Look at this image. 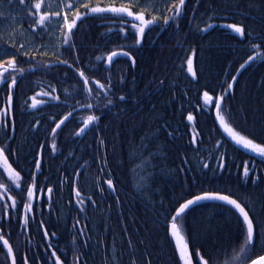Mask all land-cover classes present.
Returning a JSON list of instances; mask_svg holds the SVG:
<instances>
[{"label":"trees","instance_id":"trees-1","mask_svg":"<svg viewBox=\"0 0 264 264\" xmlns=\"http://www.w3.org/2000/svg\"><path fill=\"white\" fill-rule=\"evenodd\" d=\"M195 1L197 0H184L181 7L179 0H25L24 4L19 3V0H0V65H14V70L0 76V82L4 81L0 83V150H3L4 157L15 171L14 175L8 174L0 159V239H6L10 244L16 264H56L57 260L59 264H102L90 257L89 246L93 245L95 239H115L118 233L128 227L132 230V234H128L126 242L123 243L122 252L127 253L123 257L126 264L131 259L135 260L131 254L134 252L136 239L142 241L139 245L141 246L139 255L145 258L140 264H156L154 260L157 255L153 256V260L147 259L149 253L146 252L150 251L151 243L158 239L156 230L160 231V228L164 233V241L168 244L169 263L185 264L175 250L173 241L167 233V226L159 223L158 218L152 214H156L157 209L159 211V208H154L152 203L157 199V194L160 196L162 194L163 200L160 206L163 205V208L159 212H162L161 219L166 221H169L173 212L186 200L200 194L214 192L237 200L250 214L254 222L252 244L247 241V230L244 229V225L240 229L236 225L235 230L229 229V232L216 226L215 222L220 219L216 212L222 214L226 211L231 213L237 223L243 224V219L221 202L200 203L185 210L174 222L187 253L192 255L199 252L201 255L205 251H211L210 246L212 249L220 250L217 255H213L208 264H248L264 254V241L259 239L258 230L260 224L264 225V215H260L259 205L247 206L246 194L250 191L244 188L246 192H243L241 189V186L248 183L253 185V189L259 186L264 187V158L248 157L231 143L228 144L218 134L213 120V109L222 96L221 110H217L216 115L218 118L223 117V125H226V122L233 117L234 110L247 113L263 110L262 113H264V108L256 105V98L264 88L260 86V81H264V30L254 24L258 14H255L254 9L250 7V5L258 4V0H247L246 4L239 3L236 5L235 14L229 13L230 10L226 4L224 5V0H215L217 7L210 16H202L197 12L204 2L200 0L191 17L189 5L193 6ZM36 3L41 4L39 10L35 8ZM85 4L88 7H84ZM258 6L255 9L261 15L259 19L262 21L264 7ZM121 7L135 15H143L144 21L153 20V23L147 26L143 23L137 24L133 28L128 25L129 22H124L126 20L123 15L112 12H91L92 8ZM178 7L181 8V15L173 18L175 9ZM63 14H70L73 20L70 19L71 32L63 27L61 35L49 40L45 36V31L54 29L55 23L63 20ZM41 16L44 17L43 26L37 23ZM165 18H169L167 25L164 24ZM228 25L242 26L243 36L235 33ZM140 27H145V32L139 48L146 45H151L152 48L146 53L147 58L150 60L152 58L151 61L157 64L172 63L177 60L183 75L195 90L191 92L179 90L183 96H186V102H183L186 106L184 105L182 114L179 115L177 110L175 117L170 114L173 119L163 112H160L159 116H154L152 125L163 129L167 138H160L161 140L151 145L148 136L141 135L131 143L132 151L139 156L149 157L146 152L147 147L160 145L166 148L172 139L182 140L190 137L191 140L186 142L185 153L188 155L191 152L188 156H196L208 138L216 135L229 149L230 160H220L219 163L210 161L207 165L200 163L198 166L188 165V162L187 165L174 163L159 165L163 159L160 155L164 154L160 149L153 152L154 156H150L155 165H134L139 167L135 172L138 177H132L124 173L133 165H105L111 170L107 173L105 170L107 168L99 163V158L96 159L94 153L88 151V148L95 151L100 148L98 138L93 131L96 127H102L103 122L99 111L104 104H108L104 113L112 116L111 110L122 111L121 109L127 104L118 102V96L127 98V94H133V98L142 102L147 93L149 95L150 91H154L151 89L155 88L156 84L146 82L141 75L137 76L138 73H131V75L120 73L126 66L136 64L125 57L123 52L113 50L112 53L105 55H94L98 52L99 44L92 39L86 40V35L90 31L103 32L107 37L106 41H109V37L113 44L126 34L138 38ZM191 34L192 36L202 35L206 42L212 40L213 43L202 47L201 62L191 59V70H189V58L182 53L188 51L190 47L186 48V44L184 46L178 44V38ZM191 48L197 51L195 46ZM211 51L218 53V56L213 58ZM90 52H93L92 55L89 54ZM113 53L116 55L112 56ZM238 53L242 54V59L222 70L215 82L212 80V84L207 85L205 74L215 72L212 70L215 66L213 60L218 57L235 60L233 57L235 55L238 57ZM109 56H112L111 61L108 60ZM250 56L255 57L254 61L249 62ZM59 60L66 62L67 65L47 67L48 63ZM69 64L71 67L68 66ZM241 65L245 66L241 68ZM78 67L88 81L90 94L80 80V74L78 75L74 70ZM13 77L16 79L15 85H12ZM233 77H236L234 82ZM94 81L104 86V91H100L99 95H97L98 88ZM160 83L162 85V82ZM229 84L233 85L231 90L228 89ZM10 85L12 90L10 109H8L7 93ZM251 85L254 86L250 87ZM171 86L174 93L173 83L163 85L164 91L170 96ZM205 92L210 99L204 96ZM225 93L228 94L225 95ZM238 97L240 98L237 102L239 107L233 106L231 103ZM189 100H194L198 109L191 110L187 106ZM161 106L164 107L165 104ZM80 107H84L83 110L73 115L65 125H61L55 134L51 133L64 111ZM99 107L100 110H98ZM62 110L64 111L60 112ZM189 115L193 117L191 121L188 119ZM90 116L98 117V119L91 121L89 131L81 137V126L89 121ZM128 116L129 114L124 113L115 118L111 125L104 128V132L102 131L106 135L102 139L105 143L103 152L113 162L120 161L122 155L119 154V148L123 150L125 148L124 134L129 129L125 122ZM169 120L172 124H168ZM199 120L204 121V127L200 125ZM121 129L126 131L122 132ZM234 132L232 130L231 134ZM241 134L238 135L244 137ZM19 137L25 138L29 143L21 141ZM248 137L264 144L261 139L253 135L249 134ZM34 147L37 150L33 152L31 149ZM47 156L50 157L48 161L45 160ZM79 159H83L86 164H75ZM231 159L238 165H234ZM53 160L58 165H51L50 161ZM37 161L39 170H37ZM29 162L32 164L28 165ZM245 166L248 168L247 176L244 175ZM57 175L62 181L68 180V185L62 190L56 186L55 182L53 183V178ZM97 176L101 183L111 180L113 185L111 194L102 184L107 195L112 196L113 191L116 193L117 188L121 187L118 192L121 194L118 196L116 193L117 202L114 198L112 202H109L123 208L120 213L122 221L116 226L112 225V221L117 214L113 215L114 209L110 208L112 206H109V203L98 202L89 197L80 199L75 195V190L89 194L81 185L82 181L84 177L96 181ZM72 180L76 181L75 190ZM184 180L193 184L190 189L192 192L180 187L179 184ZM170 182H174L175 185ZM49 189L51 192L47 198L45 196ZM29 191L32 195H29ZM55 213L63 217L60 226L51 220ZM259 215L260 223L258 224L254 217ZM207 217L211 218L209 227L206 232L200 231L196 222L200 223V220ZM223 219L228 218L225 216ZM261 228L263 229L264 226ZM94 229L99 230L101 234L95 237L92 233ZM65 237L69 239L66 244L63 242ZM226 240L229 242H225ZM79 248H86V250H79ZM216 250L214 251L217 252ZM122 253L120 250L117 258L122 259L120 256ZM0 264H9L1 244Z\"/></svg>","mask_w":264,"mask_h":264},{"label":"bare ground","instance_id":"bare-ground-1","mask_svg":"<svg viewBox=\"0 0 264 264\" xmlns=\"http://www.w3.org/2000/svg\"><path fill=\"white\" fill-rule=\"evenodd\" d=\"M240 1H243L244 3L240 2ZM246 1L247 0H224V5L226 4L228 9L230 10L229 11L230 14H235L236 5H239V3L246 4ZM195 2L196 3H194L193 6L189 5V14L191 15V17L193 16L194 11L197 8V5H199L200 0H197ZM262 2H263V0L262 1L258 0V4H254L253 6L250 5V7L252 9H254L253 11L255 12V14H258V17L256 16L257 20L254 22V24L257 27L258 26L262 27V29L264 30V20L261 21V19H259V17L261 15L255 9V7H257L258 5H259L258 7H264V5H262ZM216 7H217V5H216L215 0H204L203 4L201 5V8L197 12L199 14H202V16H210L213 14V12H214L213 10ZM70 19L72 20V18H70V14H64L63 20L55 23L54 29H49V30L45 31L46 38H48L49 40L56 39V36L61 35L63 33V29H62L63 27L65 28L67 26L65 29L68 30V26L72 25V23L70 22ZM220 37H222V36H220ZM98 38L101 41H99ZM87 39L89 41H90V39H92L93 41H95L99 44L98 48H97L98 52L94 53V55H96V54L105 55L107 53H112L113 50L115 52L127 51L129 53V56H125V57H128V59L130 61H132V59H130L129 57L134 58V61L136 62V64L134 63L135 64L134 66L133 65L126 66L124 69H122L120 71V73H122L123 75H124V73L130 74V75H131V73H138L137 76L141 75V77L144 78V80L146 82L156 84L154 86L155 88L152 87V89H151V90L154 89V91H150L149 95L147 93L143 97L144 100L142 99V102H140L139 99L133 98L132 97L133 94H127L126 95L127 98H125L122 101V102H126L127 104L121 109L122 111H116L115 109L113 111L111 110L112 116L110 114L104 113L105 110L108 108L107 107L108 104L107 105L104 104L101 107V110L99 107V109H98V110H100L99 116L102 117L101 121L103 122L102 123L103 128L102 127H96L93 132H94L96 138H98L100 148L97 151H95L91 148H88V151H92V153H94V156L96 157V159L99 158L98 159L100 161L99 163L101 165H103L104 168L108 169V170L105 169L107 173L109 172L110 169L107 166L105 167V165H121V166L133 165V167H129V169H127L124 174H128L129 176H132V177H134V176L138 177V176H136L135 172H136V170H138L139 167H136V166L137 165H155V164H153V160H152L153 158L150 159V156H154L153 152L155 150L159 151L160 149H162L164 154L160 155L161 157H163V159H161V161L159 162V165H170L171 163L180 164V165H187V162H188V165H197L198 166V164H200V163L202 165H207L210 161L219 163L220 160H230L229 155H228L230 153L229 149L226 148V146L223 145V143H221L220 138L216 135L210 136L208 138V141L201 146L200 152L196 156H188L191 152H189L188 155L185 153V151H187V148H186L187 143L186 142L191 140L190 137H186L185 139L183 138L182 140L172 139L171 141H169V143H168L169 146H166V148H165V146H160V145L147 147L146 152H148L149 157L139 156L135 151H132L133 145H131V143L136 141L137 137H139L141 135H145L146 137L148 136L149 140L151 141V143H150L151 145H152V143H155L157 140H161L160 138H162V139L164 137L167 138L166 135H164L163 129H159V126L155 127L152 125L154 116H159L160 112H163V113H166L167 115H169L168 116L169 118L173 119V117H170V114L175 117V115H177V112H176L177 110H178L179 115L182 114L183 109L186 106L185 105L186 103H183V102H186V96H183L179 92V90L191 92V91H193L194 86L192 84L190 85L188 80L186 79L185 75H183L184 73L181 69V66L178 65L177 60H174L172 63H169V62L164 63L163 62L162 64L161 63L157 64L156 62L151 61L152 58H151V60L148 59L147 58L148 56H146V53H148L149 49H152L151 45H146L145 47L139 48L140 45L137 46V44H136L137 38H133L132 36H130V35L128 36L126 34V35H123L118 40V42L114 41V43L112 44V42H110L111 38L108 37L109 41H106L107 37L105 36V34L103 32L95 33V32L90 31L86 35V40ZM178 39H179L178 44H181L182 46H184L186 44L187 45L186 48L190 47L188 49V51H186L185 53H182V54H184V56L186 58L193 59L196 62H201V60H203L202 47L209 45V44L212 45V43H213L212 40H209L206 42V39L203 38L202 35L201 36H198V35L192 36V34L191 35H184ZM101 42H104V43H101ZM191 46H195L197 48V51H194L191 48ZM118 50H121V51H118ZM93 52H90L89 54L92 55ZM210 53H211L213 58L218 56V53L215 54V51H211ZM241 56H242L241 53L238 55V57L235 55L233 57V58H235V60L234 59L229 60L226 57H223V58L218 57V58L214 59L213 61L215 63L214 64L215 66H214V69H212V70L215 72L213 73L214 75L213 74H207V73L205 74L206 84L207 85L212 84V80H213V82H215V80L218 78L219 73L222 70H225L226 68H228L232 63H236V61H238L239 59L241 60L242 59ZM243 57H244V54H243ZM66 65H67L66 62L62 63L59 60L56 62L48 63L47 67H60V66H66ZM79 69H80L79 67L74 69L78 75L81 73V71ZM160 82H162V85ZM172 83H173V86H175V87H174V93H173L172 92V86H171V93L172 94L170 96L167 92L164 91L163 85H165V84L166 85L167 84L172 85ZM202 84H204V82ZM86 86L87 85H85V87ZM253 86L254 85H251L250 87H253ZM260 86H262V87L264 86V81H260ZM87 87H86V90L89 91V88H87ZM128 90H130V89H128ZM262 90L264 91V88H262ZM263 91H261V93L258 94L259 96L256 98V100H257L256 105L264 108V96H263L264 92ZM10 93L8 91V93H7L8 97H9ZM88 93L90 94V92H88ZM161 96H164L165 98L161 97ZM120 97L121 96L117 97L118 102H121V100L119 99ZM166 97L169 99H167ZM171 97H174V98H171ZM239 99H240L239 97L235 98V100L231 104L233 106L239 107V105L237 104ZM162 100L164 101L165 106H164ZM258 100L261 101L262 103H260ZM161 104L164 107H162ZM172 104L175 105L174 106L175 108H173ZM196 105L197 104L195 103L194 100H189V103L187 106L191 110H196V109H198ZM63 111L64 110H62L60 112H63ZM72 111L73 110L71 109L70 111L69 110L64 111V113L61 114L60 121L61 120L64 121V123L61 124L62 126L65 125L72 118V116L77 113V112H72ZM157 111H159V112L157 113ZM215 111L217 114V108L213 109V120L215 119V116H214ZM262 111H248V113H247L246 111L244 112L242 110H236V111L234 110L233 117H231L226 122V125H223L220 123L218 115H217V120H218L220 125H217L215 120H214V123H215L214 126L216 127L218 134L221 135L224 138V140L226 142H228V144H230V141L224 136V134H222V131L226 132L227 136H229V138H231L232 140H235L233 138V135L229 131L226 130V129L230 128L231 130H234L235 131L234 133L237 135L239 133H242L241 135H243L245 137V139L251 140L253 144L258 146V148H264V144L262 142H257V141L252 140L248 137V135L250 134V135H253V136L261 139L264 142V113H262ZM124 113L129 114V116L126 119L127 121L125 122L126 127L129 126V129L127 131L121 129L122 132L126 131V133L124 134V136H125L124 140H125L126 144H124L125 145L124 150L121 147L119 148L120 149L119 154L122 155L120 157L121 158L120 161L113 162V160L111 158L107 157L106 156L107 154L103 152L105 150L104 149L105 143L102 142V139L104 137H106V135H105V133H102V131L104 130V128H108V126L111 125V123L114 121L115 118L122 116V114H124ZM257 120H258V122L256 123ZM60 121L55 123V125L53 127V129H55V132L60 128V127L59 128L56 127V125L58 123H60ZM199 122H201V120H199ZM85 124H87V123L85 122L81 126V130L83 129ZM168 124H172V122L170 121V123H168ZM204 124H205L204 121H202L200 125H202L204 127ZM53 129H52L51 133H53ZM48 133H50V132H48ZM86 133H87V131H85L84 134L81 131V137H83ZM48 137H50V135H48ZM19 139L25 143H29L23 137H19ZM109 141H112V140H109ZM249 149H251V152H250V154L244 153L246 156L264 158V156H261L259 153H258L259 155H256L255 150H253L252 148H249ZM36 150H37L36 147L31 149V151H33V152ZM151 153H152V155H151ZM143 158H147V159H143ZM140 159H142V160H140ZM45 160L46 161L50 160V157L47 156L45 158ZM50 162H52L51 165H58V163L55 160L50 161ZM119 162H122V163L120 164ZM231 162L234 163V160L231 159ZM31 164H32V162L28 163V165H31ZM75 164L85 165L86 162L83 159H79ZM134 165H136V166H134ZM234 165H238V163H234ZM185 169H187V168H185ZM95 178H96L95 179L96 181H94L93 179H90L88 177H84V180L82 181L81 185H83L85 192H88L89 194L86 195V194L79 192L80 193L79 198L80 199H87L89 197L90 199H93V200L98 201V202L106 201L105 203L112 202L113 201L112 199L114 198V199H116V202H117L116 193L118 194V192H120L121 187L117 188L116 193L113 191L112 196L107 195L106 191L103 188V186H104L106 188V190L111 194V189L108 187L107 182L105 181L104 183H101V182H99L98 176ZM58 179H59V177L57 175L55 178H53V183L55 182L56 186L58 188H60V190H62L65 186L68 185V180L62 181L61 179H59V180ZM74 184H76V181L72 180V186H73V189L75 190ZM102 184H103V186H102ZM170 184L175 185L174 182H170ZM179 185H180V187L186 189L188 192H192V191H190V189H192L193 184L188 182L187 180L182 181ZM252 186L253 185L250 183H248L247 185L241 186V189L243 192H246V190L244 188H246L248 191H250L249 194H246L247 199H248L247 206L248 207H254V206L259 205V208L261 211L260 215H264V187L259 186L255 189H253ZM76 193H77V191L75 190V195H76ZM120 194L121 193H119L118 196ZM206 194L224 195V194L215 193V192L214 193H206ZM200 195H202V194H200ZM251 196L254 197V199ZM157 199H155V201H152V203H153L154 208H159V211H161L162 210L161 208H163V205L160 206V204H161L160 202L163 200L162 194H161V196L159 194H157ZM231 199H233V198H231ZM65 201L67 202L66 199H65ZM109 206H112L110 208L114 209L112 212L113 215L117 214L115 220L112 221V225L116 226L117 224H119V222L122 221L120 213H122L123 208H121L118 204H115V203H109ZM113 207H115V208H113ZM159 211L157 209V213L156 214L152 213V214H154L155 217L158 218V220L160 221L159 223H161L162 225H166L167 229H168V225L171 223L170 221H171L175 211L171 215L169 221L161 219L162 218V215H161L162 212H159ZM147 214L149 216V213H147ZM182 214L183 213H181V215ZM216 214H218L217 216L220 218V219H218L219 221L215 222L217 227L220 226V227L228 230V232H229L230 231L229 229H231L232 231L235 230L236 225H237L238 229H240V227L241 226L243 227V225H244V229L247 230V226L244 224V222L242 225L240 223H237V220L231 216L230 212L226 211L225 213H222V214H220L219 212H216ZM221 215L223 216V218H225V216H227L228 219H223ZM248 215H249V218L251 219V216L249 213H248ZM260 215L254 217L255 220L258 222V224L260 223V218H259ZM61 216L62 215L55 213V215H52V219H51L52 222H54V223L56 222V225L60 226L61 225L60 221L63 219V217H61ZM177 218H179V217H177ZM209 219H211V218L207 217V219L205 218L203 220H200V223L196 222V226L200 229V231L206 232V230L209 227V224H208L210 222ZM176 220H174V221H176ZM174 224H175V222H174ZM259 226H260L258 229L259 233H260L259 239H262V241H264V228L263 229L261 228L264 225L261 226V224H260ZM65 227L68 230V227L67 226H65ZM253 227H254V222H253ZM127 229H124V231H122L121 233H118L115 239H111V238H100L102 240L95 239L93 241L94 242L93 245L89 246L90 247V253H89L90 257H92V259H94L97 263H102V264H126V261L124 260L123 257H125V255H127V253L126 252L122 253L124 250V244L123 243L126 242V238H128V236H129L128 234H130L132 232V230H130L129 227ZM156 231H157L156 234L158 235V239L156 240V242L151 243L150 251L148 250L146 252V253H149V254H147L148 255L147 259L150 258L151 260H153V256L157 255V258L154 260L156 262V264L157 263L170 264L168 261L169 256L167 254L169 252V249H168V244H166L164 241V235H163L164 233H162L163 231L161 230V228H160V231L158 229ZM78 232L80 233L79 229H78ZM92 233L95 237H97L98 235L101 234V232L99 230H96V229H94L92 231ZM61 239H63V238L61 237ZM68 240L69 239L65 237V240L63 242L66 244V242ZM172 241H173V239H172ZM203 241H205V243L207 242L206 239H204ZM227 241L228 240H226L225 242H227ZM232 242L234 244H236L235 241L232 240ZM178 243L181 247L180 253L177 251L175 243H173V244H174V247H175V250H176L178 256H180L181 259L184 261L183 263H185V264H196L197 253H193L192 255L187 253V249L185 246H183V243L181 242L180 237H179ZM141 244H142V241L140 239L135 240V244H134L135 246L134 247H133V245L129 244L130 247H133L134 252L131 255H133L135 257L134 258L135 260L131 259L128 262V264H140L141 262H143L145 260V258L143 256L139 255L140 254L139 248L141 247L139 245H141ZM225 246H226V244H225ZM209 249L211 251H205L203 253L204 255L201 254V256H203L204 259L208 260V263H209V261L212 260L213 255H217L218 252H220V250H216V248L212 249L211 246L209 247ZM79 250H86V248H79ZM120 250H121V253L123 254V255L122 254L120 255V256H122V259L117 258V253ZM214 250H216L217 252H215ZM262 255H264V254H262ZM262 255H260V256H262ZM260 256H258V257H260ZM258 257H256V258H258ZM255 259H253V260H255ZM252 261H250V262H252ZM250 262L248 264H250Z\"/></svg>","mask_w":264,"mask_h":264},{"label":"snow or ice","instance_id":"snow-or-ice-1","mask_svg":"<svg viewBox=\"0 0 264 264\" xmlns=\"http://www.w3.org/2000/svg\"><path fill=\"white\" fill-rule=\"evenodd\" d=\"M24 2H25V0H19V3H21V4H24ZM179 3H180V6L182 7L183 4H184V0H179ZM40 7H41L40 3H36L35 4V8L37 10H39ZM69 7H71V5H69ZM84 7H88V5L85 4ZM91 12L92 13L112 12V13L118 14V15H122V14L126 13L128 16H133L132 12L128 11L126 8H123V7H121V8H108V9L92 8ZM57 15H59V14L57 13ZM180 15H181V8L178 7V8L175 9V16L173 18H177ZM133 19L141 21L143 24H145V26L150 25V24L153 23V20L144 21L143 15H135V16H133ZM43 21H44V17L41 16L40 21H38L37 23H40L43 26ZM168 23H169V18H165L164 19V24L167 25ZM132 27L135 28L136 25L133 24ZM228 27L233 29V31L235 33L240 34L241 36H243L244 29H243L242 26L228 25ZM68 30H69V32H71V30H72V26L71 25L68 26ZM121 31H123V29H121ZM144 32H145V27H140L139 30H138V38L136 40L137 46H139L142 43ZM65 43L67 45V41ZM115 55H116V53L112 54V56H115ZM123 55L124 56H129V53L127 51H125V52H123ZM112 56L108 57L109 61L112 60ZM129 58L132 59L133 63H135L134 58H132V57H129ZM254 59H255V57H251L250 56L249 57V62L250 61H254ZM61 62L64 63V61H61ZM191 64H192V61H191V59H189L188 60L189 70H191ZM68 66L71 67L70 64ZM244 66L245 65H241V68H243ZM80 75H81V77H83V72H81ZM235 79H236V77L232 78L233 82L235 81ZM15 83H16V79H15V77H13L12 78V85H15ZM93 83L97 84V87H98L97 95H99L100 91H104V86L103 85H100V84H98L95 81ZM84 84L85 85L88 84V81L86 79L84 80ZM232 86H233L232 84H229L228 85V89L231 90ZM89 92H91V89H89ZM227 94L228 93H225V95H227ZM204 96L206 98L210 99V97H208V93L207 92L204 93ZM119 99L121 101H123L125 99V97L121 96ZM9 100L11 101V94H9ZM222 100H223V96L220 97L219 101L215 105V107L217 108L218 111L221 110V102H222ZM89 107H91V105H89ZM95 119H98V117L90 116L88 118L89 122H91V121H93ZM188 119L191 121L193 119V117L191 115H189ZM219 119H220L221 124H223L224 123L223 117L221 116ZM37 123H39V122H37ZM63 123H64V121L60 122V124H63ZM60 124H57L56 127L59 128ZM226 130L229 131L230 133L232 131L230 128L226 129ZM81 131H83V129ZM53 133L55 134V129H53ZM78 135H79V133H78ZM232 135H233V138L236 140V142L238 144L242 143L245 148H252L253 150H258L259 154L261 156H264V148H258V146L253 144L251 140L244 139V137L239 136V135H237L235 133H232ZM0 151H3V150H0ZM37 170H39V162L38 161H37ZM244 175L245 176L248 175V168L246 166L244 168ZM106 182H107V185H108V187L110 189L113 188L111 180H108ZM17 187H19V186H17ZM48 191L51 192V189H49ZM29 195H32L31 191H29ZM76 195L79 197V195H80L79 191H77ZM205 200H218V201L226 202L228 205H231L236 210H238L239 214L243 217L244 223L247 225V241H248L249 244H251V242L253 240V231H254L253 222L249 218L248 212L245 211V208L242 207L241 204L237 202V200L231 199L228 195H210V194L197 195L194 199L188 200L187 203H184L183 205H181L179 210L176 212V215L174 217H172V219L176 220L177 217H180L181 213H184L185 210L189 208V206L195 205L196 203L203 202ZM77 223H79V221H77ZM172 227L175 228L176 225L173 224ZM45 236H47V232H45ZM7 243L8 242L5 240L4 244H7ZM9 251H11V249H9ZM53 255H55V253H53ZM261 259L264 260V257H261ZM13 264H15V261H13ZM56 264H59V260L56 261ZM196 264H208V260L204 259V257L201 256L199 252H197ZM254 264H256V262H254Z\"/></svg>","mask_w":264,"mask_h":264},{"label":"water","instance_id":"water-1","mask_svg":"<svg viewBox=\"0 0 264 264\" xmlns=\"http://www.w3.org/2000/svg\"><path fill=\"white\" fill-rule=\"evenodd\" d=\"M13 68V65H9L8 67L6 66H0V75H3L5 74V72L9 71V70H12ZM80 80H82V82H84V77H81L80 76ZM87 87V86H86ZM88 88V87H87ZM11 89H12V86H10L9 88V93L11 92ZM8 101H9V97H8ZM81 110V108H78V109H74L72 112H76V111H79ZM214 116H215V122L217 125H220L218 120H217V115H216V111L214 113ZM63 121V120H61ZM60 121V122H61ZM60 124V123H58ZM61 125V124H60ZM90 127V122H88L87 124L84 125L83 127V134L85 133V131H87ZM222 131V130H221ZM222 134H224V136L230 141L231 144H233V146H236L240 151H243L244 153H249L251 152V149L249 148H245L243 145H239L235 140H232L231 138H229V136H227V133L226 132H223L222 131ZM256 155H259L257 152H255ZM0 157L2 158L3 162H4V165L6 166L7 170L9 173H12L13 170L11 169V167L9 166V164L7 163L6 159L3 157V154L2 152L0 151ZM202 195H205V194H202ZM210 195H216V194H210ZM196 197V196H195ZM195 197H192L191 199H194ZM189 199V200H191ZM188 201V200H187ZM187 201L183 202L181 205H183L184 203H187ZM206 202H217V203H220L221 204H224V205H227L229 206L231 209H233L241 218L240 219H243V217L239 214L238 210H236L233 206L231 205H228L226 202H222V201H218V200H205L203 202H199V203H196L195 205H198L200 203H206ZM181 205L177 208V210L175 211L173 217L176 215V212L179 210V208L181 207ZM195 205H191L189 206V208L195 206ZM188 208V209H189ZM187 210V209H186ZM174 220L171 219V223L168 225V232L169 235L171 236V238L173 239V243H175V246L177 248V251L180 253L181 252V247L179 245V236H178V232H177V226L175 228L172 227V225L174 224L173 222ZM244 222V221H243ZM245 224V223H244ZM176 225V224H175ZM246 225V224H245ZM247 226V225H246ZM253 239H254V231H253ZM4 241L5 240H1V245L3 247V251L5 252L8 260H9V264H13V261L15 260L14 258V255H13V252L12 251H9V249H11L10 245L7 243V244H4ZM253 242V240H252ZM251 242V243H252ZM12 250V249H11ZM261 257H264V255L256 258L255 260H253L252 262H250V264H254V262H256V264H264V260L261 259ZM16 264V263H15Z\"/></svg>","mask_w":264,"mask_h":264},{"label":"flooded vegetation","instance_id":"flooded-vegetation-1","mask_svg":"<svg viewBox=\"0 0 264 264\" xmlns=\"http://www.w3.org/2000/svg\"><path fill=\"white\" fill-rule=\"evenodd\" d=\"M123 16H124V18H125V20L126 21H124V22H129L128 23V25H130V26H132L133 24H135V25H140V24H142V22L141 21H139V20H134L133 19V16H135V14L133 13V16H128L126 13L125 14H122ZM63 17H64V14L62 15ZM216 107H214V109H215ZM15 174V173H14Z\"/></svg>","mask_w":264,"mask_h":264}]
</instances>
